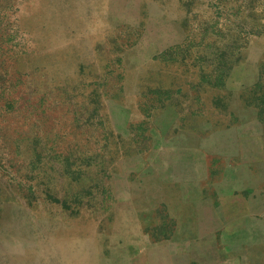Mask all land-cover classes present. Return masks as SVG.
I'll return each mask as SVG.
<instances>
[{"label": "rangeland", "instance_id": "rangeland-1", "mask_svg": "<svg viewBox=\"0 0 264 264\" xmlns=\"http://www.w3.org/2000/svg\"><path fill=\"white\" fill-rule=\"evenodd\" d=\"M201 119L260 135L264 0H0V264H89L159 126Z\"/></svg>", "mask_w": 264, "mask_h": 264}, {"label": "crops", "instance_id": "crops-1", "mask_svg": "<svg viewBox=\"0 0 264 264\" xmlns=\"http://www.w3.org/2000/svg\"><path fill=\"white\" fill-rule=\"evenodd\" d=\"M193 121L159 126L153 168L127 178L128 210L91 228L89 264H264V127L227 139Z\"/></svg>", "mask_w": 264, "mask_h": 264}]
</instances>
